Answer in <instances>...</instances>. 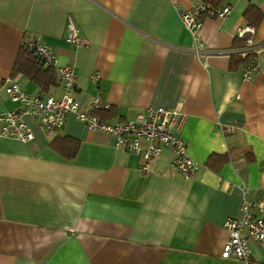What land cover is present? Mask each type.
<instances>
[{"label": "crops", "instance_id": "0c3cea01", "mask_svg": "<svg viewBox=\"0 0 264 264\" xmlns=\"http://www.w3.org/2000/svg\"><path fill=\"white\" fill-rule=\"evenodd\" d=\"M196 2L0 0V112L22 109L4 92L12 80L31 95L61 94L55 73L44 92L10 76L27 34L73 69L80 109L101 94L109 107L97 115L107 123L147 107L180 109L186 154L200 165L184 179L163 148L142 172L138 156L72 113L47 134L24 114L31 139L0 135V264H264V246L253 241L247 262L219 255L222 222L237 214L240 188L264 200V72L243 81L244 63L231 52L242 45L234 29L252 7L264 65V0H223L226 17L202 18L196 36L204 53L194 52L178 15ZM67 16L83 46L65 41ZM56 138L77 141L73 157L50 148ZM213 154L227 158L208 169Z\"/></svg>", "mask_w": 264, "mask_h": 264}, {"label": "built area", "instance_id": "2783aa9c", "mask_svg": "<svg viewBox=\"0 0 264 264\" xmlns=\"http://www.w3.org/2000/svg\"><path fill=\"white\" fill-rule=\"evenodd\" d=\"M228 4L212 7L208 3L196 2L179 12V18L185 29L192 35L198 47L195 53H204L203 44L197 39L196 32L200 26V17L224 18L229 13ZM254 26L246 21L234 29V37L241 40V47L231 50L238 58L246 59L241 68V79L251 80L255 71L264 72L258 58L260 48L254 44ZM65 41L74 46H83L85 41L78 35V29L70 16L64 23ZM29 51L33 52L43 66L50 67L56 74L61 89L58 97L31 95L27 93L18 81H10L5 85L7 97L19 102L21 110L0 112V135L27 141L32 138V132L23 121L22 116L28 114L47 134L58 130L65 114L72 113L87 129L111 135L114 145L121 146L124 151L140 158V171L145 172L151 161L157 159L163 148L171 152V164L175 171L184 179L190 178L199 168V163L192 160L185 150V144L180 137V129L184 114L178 108L147 107L137 112L129 120L107 123L97 115L98 111L108 109L100 93H96L88 107L79 108L73 97L75 73L68 65H58L51 51L42 43L31 39L27 34L22 39ZM98 75H91L96 81ZM241 198L237 214L226 217L222 227L227 238L220 250L221 258H232L247 262L250 254L249 241L264 246V200L252 197L245 186L240 188Z\"/></svg>", "mask_w": 264, "mask_h": 264}, {"label": "trees", "instance_id": "16d2710c", "mask_svg": "<svg viewBox=\"0 0 264 264\" xmlns=\"http://www.w3.org/2000/svg\"><path fill=\"white\" fill-rule=\"evenodd\" d=\"M199 2L208 3L212 7H220L223 0H198ZM245 21L257 25L260 21V14L254 12L252 7H248L244 12ZM204 18L200 17V20ZM239 60L244 63L246 59ZM16 74H21L27 80L33 82L40 90L44 92L51 85L56 83V78L54 71L50 67L42 65L39 58L31 51H29L24 45H22L18 51L17 57L15 59L13 68L10 72V76L13 77ZM2 81L0 80V84ZM49 146L52 150L62 155L64 158H71L74 156L77 150V141L70 138L63 139H52L49 142ZM227 158V155H217L213 154L207 158L205 167L208 169H215V166L223 162Z\"/></svg>", "mask_w": 264, "mask_h": 264}]
</instances>
